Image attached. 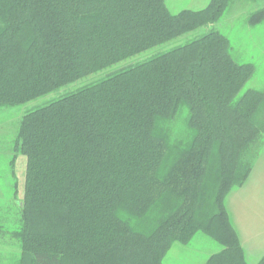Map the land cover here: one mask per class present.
Listing matches in <instances>:
<instances>
[{"label": "trees", "instance_id": "obj_1", "mask_svg": "<svg viewBox=\"0 0 264 264\" xmlns=\"http://www.w3.org/2000/svg\"><path fill=\"white\" fill-rule=\"evenodd\" d=\"M230 1L173 15L165 0H0V106L213 24ZM253 73L212 31L25 115L19 264H164L198 233L222 246L205 264H248L225 201L259 155L264 91L239 95ZM183 109L190 142L174 152L159 124Z\"/></svg>", "mask_w": 264, "mask_h": 264}, {"label": "rangeland", "instance_id": "obj_2", "mask_svg": "<svg viewBox=\"0 0 264 264\" xmlns=\"http://www.w3.org/2000/svg\"><path fill=\"white\" fill-rule=\"evenodd\" d=\"M210 2L211 0H165L167 9L173 15L184 10H203ZM262 10H264V0H231L222 15L213 24L198 28L168 43L142 52L102 72L81 78L29 103L18 106H0V264H19L21 255L19 241L13 233L21 226L27 160L22 154L16 155L14 148L20 122L25 115L66 95L75 93L110 73L144 63L157 55L197 40L212 31L220 33L228 40L230 53L235 62L240 65H251L254 68L252 77L239 95L242 96L249 90L264 91V20L257 24L250 22L251 17ZM188 119L189 113L183 109L174 120L159 124L160 130L168 136L174 152L182 150V147L190 142L191 133ZM259 144V155L254 166L258 164L257 167H262L264 132L259 139ZM228 204L229 195L225 201L229 213ZM229 215L233 222V217L230 213ZM221 250L222 246L211 237L204 233H198L188 244L174 243L163 263L205 264L212 255Z\"/></svg>", "mask_w": 264, "mask_h": 264}, {"label": "crops", "instance_id": "obj_3", "mask_svg": "<svg viewBox=\"0 0 264 264\" xmlns=\"http://www.w3.org/2000/svg\"><path fill=\"white\" fill-rule=\"evenodd\" d=\"M257 165L245 184L230 192L228 204L248 264L264 256V158L263 166Z\"/></svg>", "mask_w": 264, "mask_h": 264}]
</instances>
